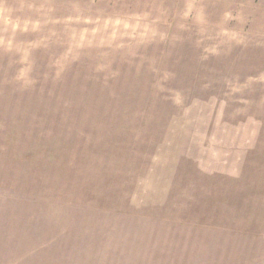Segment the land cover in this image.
Wrapping results in <instances>:
<instances>
[{
  "label": "rangeland",
  "instance_id": "374dc122",
  "mask_svg": "<svg viewBox=\"0 0 264 264\" xmlns=\"http://www.w3.org/2000/svg\"><path fill=\"white\" fill-rule=\"evenodd\" d=\"M0 264H264V0H0Z\"/></svg>",
  "mask_w": 264,
  "mask_h": 264
}]
</instances>
